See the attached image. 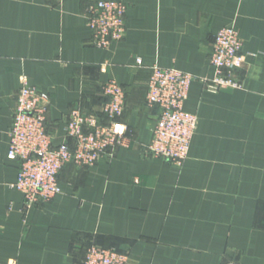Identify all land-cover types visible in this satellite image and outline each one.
<instances>
[{"label": "crops", "instance_id": "crops-1", "mask_svg": "<svg viewBox=\"0 0 264 264\" xmlns=\"http://www.w3.org/2000/svg\"><path fill=\"white\" fill-rule=\"evenodd\" d=\"M92 1L0 0V264H82L92 243L134 264H264V0H112L127 6L126 30L107 48L92 44ZM226 25L242 39L240 86L211 91L209 53ZM153 63L194 77L182 167L145 151L159 111L145 102ZM109 78L126 92L121 143L93 166L64 165L61 193L24 209L6 157L21 82L48 94L58 144L71 108L102 115Z\"/></svg>", "mask_w": 264, "mask_h": 264}, {"label": "built area", "instance_id": "built-area-1", "mask_svg": "<svg viewBox=\"0 0 264 264\" xmlns=\"http://www.w3.org/2000/svg\"><path fill=\"white\" fill-rule=\"evenodd\" d=\"M126 10L119 1L93 0L88 4L85 18L94 46L107 48L123 38ZM241 50L242 39L234 26L217 30L209 53L214 74L205 81L207 89L240 86L236 72L244 64ZM136 61L141 62L140 58ZM193 80L190 73L175 68L155 63L149 67L145 102L159 111L145 151L177 167L183 166L197 127L196 115L184 109ZM102 93V115L71 108L64 125L65 139L54 144L47 126L48 94L27 80L21 82L8 129L6 157L18 162L16 179L10 186L22 194L24 209L61 193L58 174L64 165L93 166L121 143L126 131L119 120L125 106V88L109 78L102 85ZM82 264L134 263L125 252L92 243L85 250Z\"/></svg>", "mask_w": 264, "mask_h": 264}]
</instances>
